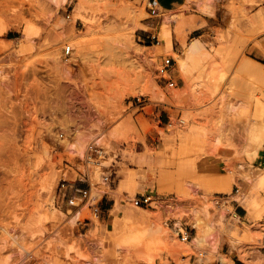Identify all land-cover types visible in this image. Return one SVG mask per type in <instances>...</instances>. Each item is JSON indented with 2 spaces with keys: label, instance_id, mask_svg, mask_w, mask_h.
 <instances>
[{
  "label": "rangeland",
  "instance_id": "obj_1",
  "mask_svg": "<svg viewBox=\"0 0 264 264\" xmlns=\"http://www.w3.org/2000/svg\"><path fill=\"white\" fill-rule=\"evenodd\" d=\"M192 18L200 19L198 34L188 33ZM263 18L264 0H184L163 12L153 0H0V264H264V141L250 132L264 125ZM172 29L182 52L164 45ZM194 41L201 48L187 57ZM164 56L180 73L171 66L175 87L155 72ZM189 127L199 136L194 169L230 178L228 192H206L188 177L184 193L142 182L134 195L150 194L153 207L120 194L107 223L123 207L145 209L147 223L112 237L59 193L62 178L85 173L99 202L112 192L100 176L112 152L120 166ZM95 140L106 157L87 168L85 149ZM217 194L229 195L220 208L211 201ZM85 218L93 226H81ZM172 222L187 227L189 241ZM138 226L148 227L121 241Z\"/></svg>",
  "mask_w": 264,
  "mask_h": 264
},
{
  "label": "crops",
  "instance_id": "obj_2",
  "mask_svg": "<svg viewBox=\"0 0 264 264\" xmlns=\"http://www.w3.org/2000/svg\"><path fill=\"white\" fill-rule=\"evenodd\" d=\"M183 2L184 0H153V4L156 3L162 12L163 10L175 9L176 7L182 5ZM184 15L188 16L189 14L184 13ZM194 15L197 16L196 14ZM160 21L161 19L157 21V24L160 23ZM188 22L195 23V27L191 28L188 33L190 34L191 32H196V34H198L197 31L199 28L198 25L200 24V19L192 18L191 20H188ZM141 24L149 27L153 26L154 22H141ZM182 39V36L178 37L172 29L171 43L170 45L166 46V48H171L172 51L176 53L182 52ZM172 73L175 77L180 78V73L176 70L175 66L172 70ZM174 134L175 132L170 135H166V137L163 138L162 146L158 149V155H155L150 151L149 155L144 154L146 151L136 152L133 158L126 156L121 165H118L116 169V179L111 185L112 192L110 194L104 193L102 199L99 201L101 213L98 220L103 226H109L105 230L108 232L110 237L117 233L126 232L130 228L129 224L144 225L148 221V216L146 215L145 209L123 207L119 210L118 215L111 221V223H107V220L111 216V210H113L115 207V197L119 196L120 194H125L129 200L135 194L136 190L142 186V182L152 185V187L157 191L171 192L174 191V187H172L171 190H165L164 188L166 179L170 175L173 174L172 176H175L176 174L196 171L193 167L192 159L178 160L177 158H173L171 156L172 149H174L177 145V141L171 138V136ZM200 186L206 192L212 191L205 185ZM184 192L185 189L181 193ZM242 205H244L250 213L257 212L256 208L250 207L247 204ZM81 226H93V223L90 221L87 222L86 225ZM138 227L141 228L140 230H147L148 226ZM190 264H193V261H190Z\"/></svg>",
  "mask_w": 264,
  "mask_h": 264
},
{
  "label": "built area",
  "instance_id": "obj_3",
  "mask_svg": "<svg viewBox=\"0 0 264 264\" xmlns=\"http://www.w3.org/2000/svg\"><path fill=\"white\" fill-rule=\"evenodd\" d=\"M150 14L156 15L157 8L150 7ZM151 41H156L158 43V38L156 35H150ZM71 46L66 44L62 48L61 58L63 61H67L71 55ZM174 60L171 56L160 57L159 61L156 62L155 72L157 75L165 81L168 87H175L176 83L170 76V68L173 65ZM120 153H111V161L107 165L101 167V181L108 186H111L116 179V169L118 167L117 162L120 160ZM106 155L104 154L103 148L98 144L97 140L90 141L85 149L84 155V165L89 167L91 164H99V161L104 159ZM76 181H83L85 185H77ZM238 192V188L235 190ZM62 197H67V204L74 208L76 214H79L84 208L88 210V213L95 218H99L101 213V208L98 201H94L93 196H91V183L88 176L84 174H79L76 180L70 181L66 179H61L60 192ZM228 194H217L213 197L212 204L216 208L222 207L228 200ZM135 206L140 207H153L155 198L150 194H139L134 195L130 200ZM235 214V213H234ZM91 220L88 218L83 219L79 224L86 225L87 222ZM171 229L176 234L180 241H189L190 232L186 226L177 224L176 222L171 223Z\"/></svg>",
  "mask_w": 264,
  "mask_h": 264
},
{
  "label": "bare ground",
  "instance_id": "obj_4",
  "mask_svg": "<svg viewBox=\"0 0 264 264\" xmlns=\"http://www.w3.org/2000/svg\"><path fill=\"white\" fill-rule=\"evenodd\" d=\"M252 1H257V0H252ZM263 20H264V18H263ZM25 30H26V32H30L32 30V27L30 25H27ZM164 45L168 46L169 42L166 41ZM200 48H201V45L198 42H196V41L192 42L188 47L187 57H191V54L197 53L200 50ZM260 114H261V111H259V110L257 112H255V114H254L255 118L254 119L252 118L253 121H251V122L253 123L257 119V117H259ZM258 124H260V123H258ZM250 132L253 133V137L258 142L264 141V125H261L260 127L252 126V127H250ZM174 140L177 141V145L173 149L171 156L173 158H177L178 160H190V159H192L193 158L192 156L197 151L198 144H199V136H198V134L195 133L193 128L189 127L186 130L175 131ZM152 153L155 155H158L159 151L158 150L152 151ZM144 154L149 155V151H146ZM127 156H130L131 158H133V156H135V153H131ZM172 175H170L166 179V182L164 181L165 182V184H164L165 190H171L172 187H174V191L183 192L184 191L183 180L185 177H188L191 180L196 181L199 185H205L209 189L219 188L223 192H228L230 190V187H231L230 178H228L227 176H223L222 174L203 177L198 172L192 171V172L183 173V174H176L175 176H172ZM259 181L264 182V173H263V175H261ZM212 183H216V186L213 187ZM236 195H238V193H236ZM234 196H235V194H234ZM238 200H239L240 204H247L250 207H253L252 203L246 199V196L244 194H240L238 197ZM140 231L141 230H133V231L129 232L128 234L122 233V236L120 237L121 241H126V240H130V239L137 237L138 233ZM262 243L264 246V237H263Z\"/></svg>",
  "mask_w": 264,
  "mask_h": 264
},
{
  "label": "trees",
  "instance_id": "obj_5",
  "mask_svg": "<svg viewBox=\"0 0 264 264\" xmlns=\"http://www.w3.org/2000/svg\"><path fill=\"white\" fill-rule=\"evenodd\" d=\"M241 264V263H240Z\"/></svg>",
  "mask_w": 264,
  "mask_h": 264
}]
</instances>
